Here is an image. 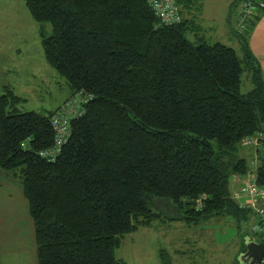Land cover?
<instances>
[{"label": "trees", "instance_id": "16d2710c", "mask_svg": "<svg viewBox=\"0 0 264 264\" xmlns=\"http://www.w3.org/2000/svg\"><path fill=\"white\" fill-rule=\"evenodd\" d=\"M175 2L180 20L167 24L150 0H24L51 27L44 59L85 97L47 156L59 108L22 112L25 98L7 85L0 95V169L28 202L38 264H126L114 256L124 235L163 220L153 198L190 227L228 217L244 246L253 216L229 180L251 169L240 141L264 130V82L247 42L264 7L240 26L239 0L230 30L240 58L202 32V0ZM256 174L264 185V160Z\"/></svg>", "mask_w": 264, "mask_h": 264}, {"label": "rangeland", "instance_id": "374dc122", "mask_svg": "<svg viewBox=\"0 0 264 264\" xmlns=\"http://www.w3.org/2000/svg\"><path fill=\"white\" fill-rule=\"evenodd\" d=\"M238 6L239 0H202L199 21L210 43L222 41L232 46L242 58L239 39L228 30L229 16L238 12ZM41 32L48 36L51 27L47 22L37 23L30 16L24 0H0V46H5L3 39H8L10 50L12 48L11 54L7 53V63L0 69V95L3 86L7 85L15 95L25 98L18 104L22 112L53 109L60 101L58 107L74 98L65 79L44 59ZM224 34L230 37V42L222 38ZM241 77L243 93L251 89V84L246 72ZM251 149L253 160L254 149L249 145L241 148L237 156L246 158ZM229 182L230 190L234 192L237 182L232 178ZM155 199H149L148 206L160 211L163 220L124 235L114 256L126 264H239L235 261L244 246L231 219L214 217L203 225L190 227L181 219L167 220V216L173 214L172 210L168 205L165 208L159 206ZM254 221L250 219L245 226L250 239V226ZM1 259L6 262L0 260V264H30L23 253L2 255Z\"/></svg>", "mask_w": 264, "mask_h": 264}, {"label": "built area", "instance_id": "2783aa9c", "mask_svg": "<svg viewBox=\"0 0 264 264\" xmlns=\"http://www.w3.org/2000/svg\"><path fill=\"white\" fill-rule=\"evenodd\" d=\"M150 5L163 22L171 24V22L180 20L175 0H150ZM258 7H264V0H244L236 19L237 23L243 26L241 23L247 17H250L253 10ZM241 31L239 30V32ZM73 97L69 102L58 107V111L51 116V124L55 131V145L48 152H45L44 155H55L54 153L59 150L60 145L64 143L68 135L67 129L70 117L80 115L85 97L80 94H76ZM240 144L242 147H246V145L252 146L255 158L251 160V169L249 168L246 174H235L232 177V181L237 182L236 189L232 193L237 204L251 212V216H253L255 221L250 226V236L251 239L258 240L257 236L264 233V185L258 183L256 171L260 162L264 160V130L245 137L240 141Z\"/></svg>", "mask_w": 264, "mask_h": 264}, {"label": "crops", "instance_id": "0c3cea01", "mask_svg": "<svg viewBox=\"0 0 264 264\" xmlns=\"http://www.w3.org/2000/svg\"><path fill=\"white\" fill-rule=\"evenodd\" d=\"M231 17L229 16L228 30L231 29ZM258 18L251 29L247 42L251 53L254 54L260 65V72L264 82V11ZM222 38L230 42V37L227 34H224ZM3 40L6 44L3 47L0 46V60H2L0 61V69L7 63V53L10 52L11 54L12 52V48L10 50V41L8 39ZM61 102L53 109H57ZM252 157L253 151L251 149L247 151L246 157L249 165ZM16 253L25 254L26 261L29 260L30 264H38L36 260L34 225L29 214L28 202L23 196L21 186L12 179L8 172L0 169V260L6 262L1 259L2 255L12 256Z\"/></svg>", "mask_w": 264, "mask_h": 264}, {"label": "water", "instance_id": "95a60500", "mask_svg": "<svg viewBox=\"0 0 264 264\" xmlns=\"http://www.w3.org/2000/svg\"><path fill=\"white\" fill-rule=\"evenodd\" d=\"M244 248L239 254V264H264V234L259 240H251L247 236L243 238Z\"/></svg>", "mask_w": 264, "mask_h": 264}]
</instances>
